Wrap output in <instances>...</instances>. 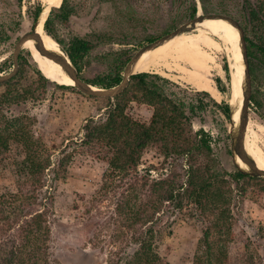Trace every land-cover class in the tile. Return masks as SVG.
I'll return each mask as SVG.
<instances>
[{"label":"rangeland","instance_id":"rangeland-1","mask_svg":"<svg viewBox=\"0 0 264 264\" xmlns=\"http://www.w3.org/2000/svg\"><path fill=\"white\" fill-rule=\"evenodd\" d=\"M61 1L47 8V16ZM67 1L74 9L73 14L67 22L54 19L52 25L53 34L64 46L76 36L95 39V33L100 31L132 36L129 44L95 42L83 58L80 73H77L81 80L106 75L116 62L125 57L131 59L144 45L155 42L190 20L185 18L184 13L189 0ZM196 2L199 15H226L237 21L242 29L250 98L254 95L259 101L258 105L247 102L244 143L259 146L264 158V59L255 48H250V54L247 49L249 41L264 46V13L256 16L254 21L250 15V10L256 9L260 3L264 5V0H204L206 7L219 10L208 13L203 12L199 0ZM37 3L43 8L47 6L44 0H0V65H3L0 74L13 73L10 85L5 86L0 82V127L6 119L19 116L27 118V131L43 144L51 164L45 170L43 186L38 192L39 197H43L40 201L42 204H19L22 197L17 192V182L23 179L25 152L20 143L9 141L4 160L0 163V204L4 217L0 219V261L4 262L9 250L21 243L20 229L25 224L24 219L31 222L34 219L32 212L41 209L49 228L48 240L45 242L48 264H126L134 251L138 250L139 240H135L136 237L149 228L154 229L150 241L155 253L170 264H192L203 227L208 221L213 223L219 211L208 212L205 223L193 214L191 203L183 201L182 207L177 205V193L187 186L189 177L188 162L183 156H166L157 145H150L143 150L129 176L123 177V173L112 169L108 162L79 151L78 143L86 132L85 123L104 121L117 95H88L76 87L53 82L43 76L28 46L20 47L15 57L19 38L32 28L28 9ZM116 5L143 17L145 27L130 29L120 24ZM228 24L235 29L232 24ZM196 32L200 31L191 30L187 33ZM148 37L154 40L148 42ZM215 39L221 44L220 48L205 51L218 64L220 74L212 68L208 74L193 78L188 71L164 65L145 72L167 79V93L185 103L186 114L192 115L185 130L193 133L203 129L208 135L210 153L200 152L198 163H212L220 171L233 173L237 169L242 170L234 162L232 147L236 123L232 119L231 122L227 121L214 102L228 103L232 113L238 110L243 98L241 86L244 65L236 45L234 69L231 70L224 50L226 44ZM177 62L190 70L185 61ZM169 63L172 64V61ZM224 64H227L228 72H225ZM38 71L46 79H41ZM235 74L237 78L233 82ZM216 77L221 78L220 86L225 92L217 89ZM205 83L213 89V96L204 89ZM9 90H12V95L16 93L21 98L5 100L2 95ZM237 91L236 100L232 101ZM125 112L134 120L149 124L153 106L142 100L128 99ZM67 156L65 167L55 176L52 170L57 168L61 157ZM174 172L176 176L170 180ZM223 175L230 188L229 212L221 232L217 233V228L212 230L211 240L225 247L230 264H264V176L249 174L255 181H247L241 190L230 175ZM163 180L167 184L174 183L175 199L169 200L167 194H163L168 187L166 184L159 191L162 197L153 189L154 182ZM159 196L160 203L157 199ZM152 203L157 207H151ZM145 204L149 205L146 207ZM130 205L134 206L132 211ZM137 209L140 211L135 216L142 219L146 215L142 214L143 209L147 213L156 211L152 224L140 221V224L129 228L135 217L133 210L135 212Z\"/></svg>","mask_w":264,"mask_h":264},{"label":"trees","instance_id":"trees-1","mask_svg":"<svg viewBox=\"0 0 264 264\" xmlns=\"http://www.w3.org/2000/svg\"><path fill=\"white\" fill-rule=\"evenodd\" d=\"M198 1V0H197ZM204 0H199L204 13L217 12L218 9L206 7L203 3ZM185 10V18L192 19L196 16L198 11V3L196 0H189ZM32 9V10H31ZM42 5L37 3L32 8L29 7L28 14L31 18L32 26L38 19L42 12ZM117 20L120 24L128 26L130 29L135 27H145V20L140 15L126 9L125 7L115 6ZM73 7L68 5L67 0H62L60 4L53 7L44 21V31L51 36V38L62 47L65 51L72 66L79 74L83 65V58L92 49L95 42H108L115 41L121 44H129L132 36L125 34L113 33L111 31H100L95 33V39L86 37H73L67 45L64 46L53 34V21L54 19L60 22H67L69 17L73 14ZM264 13V5H260L253 10H250L251 20H255L256 16ZM264 24V23H263ZM153 37H148L147 41H153ZM253 47L260 53L264 59V46L256 45L249 41L248 54L252 53L250 48ZM130 57H125L116 62L113 69L106 75H97L92 79H83L86 83L97 88H111L118 85L123 77V70L125 63ZM225 72H228L227 64H224ZM3 65H0V73H2ZM41 79L44 78L38 71ZM12 78L1 82L7 86ZM217 89L220 92H225V89L220 86L222 83L220 77L215 78ZM166 83L169 84L167 79L160 77L158 74L147 72H139L131 74L127 87L116 97L115 103L110 108L107 118L99 123L88 121L84 125L85 135L84 138L78 143L79 151L98 159L108 162L109 166L123 173V177L130 174L133 168L136 167L140 160L143 150L150 145H157L166 156L175 155L177 157H185L188 162L189 177L187 186L182 192L177 193V205L183 206V201L192 204L193 214L206 223V216L208 212H218V217L213 223L208 221L202 229V237L197 244V252L194 255L192 264H230L229 258L223 245H217L212 242V230L219 233L223 222L228 217V204H229V186L228 180L225 179L224 173L230 175V178L235 182L241 190L247 181H255L248 173L242 170H235L233 173H226L220 171L212 163L201 165L198 163V155L200 152L210 153L209 150V137L203 131L198 129L193 132L186 131L185 127L189 125L191 116L186 114L185 103L174 95H170L166 90ZM12 90L4 93L2 97L7 100L19 99L21 96L12 95ZM140 93V94H139ZM139 94V95H138ZM204 94H207V92ZM128 99L142 100L153 106V113L149 124H143L128 116L125 112ZM214 102V101H213ZM250 102L252 104H259V101L251 96ZM214 105L223 114L224 118L231 122V107L226 102L216 103ZM192 113L194 108H191ZM27 118L22 116L6 119L4 125L0 127V163L4 160V152L7 150L10 140H15L20 143L25 152L23 160L24 167L22 168V180L18 181L17 192L21 195L22 199L19 204L23 205L25 202L29 205H41L40 202L43 197H39L38 192L43 186L42 180L45 170L50 167V158L47 155L46 149L43 144L34 139L33 136L27 131ZM68 161L67 157H61L56 169H53L55 176L62 170ZM129 176V175H128ZM176 176V173L170 175V180ZM168 182V181H167ZM168 185L163 194H167L169 200L175 199L174 196V183H166L164 181L154 182L152 187L154 190L161 191L163 185ZM220 185H223L221 188ZM28 186L30 189H27ZM24 187L25 190L22 188ZM51 187V186H50ZM180 187V186H179ZM239 192L242 193V191ZM161 194V192L159 193ZM161 194V197L162 195ZM159 203L160 196L157 197ZM157 201V202H158ZM150 203V202H149ZM149 204H145L147 207ZM45 206V205H44ZM132 211L134 206H129ZM154 206V203L151 204ZM144 219L135 216L140 211L133 210V228L139 222H151L154 220L153 214L156 211L147 213ZM31 215V214H30ZM34 219L30 222L24 219L20 229L22 236L21 243L14 249L9 250L5 256L4 262L0 264H48L47 245L45 244L49 236V228L45 223L44 214L41 209L32 212ZM3 208L0 204V219H3ZM34 220V222H33ZM20 226V225H19ZM154 231V229H152ZM152 230L146 229L136 237L139 240L138 250L134 251L133 255L127 260L126 264H170L166 259L161 258L153 251L151 246ZM142 233V234H141Z\"/></svg>","mask_w":264,"mask_h":264},{"label":"bare ground","instance_id":"bare-ground-1","mask_svg":"<svg viewBox=\"0 0 264 264\" xmlns=\"http://www.w3.org/2000/svg\"><path fill=\"white\" fill-rule=\"evenodd\" d=\"M57 1L58 0H44L47 6L43 8L44 10L39 15V23L36 26V31L41 36L45 51H51L58 55H63L62 49L43 29V23L47 17V8L52 5H55ZM225 21L226 20L222 18L205 19L203 22L197 23L196 27L193 29L198 30L200 32L192 34L187 33L189 31L183 32L180 35H176L171 39L158 43L157 45H155V47L143 52L139 56L138 60L134 63L132 67V72H148L150 69H154L157 66L164 65L166 67H172L178 70L188 71L193 78H196L199 75L203 76L205 74H208V72L212 68L217 70L220 74L218 64L214 61L211 54L205 51V49L209 48H220L219 45L221 44L215 38H217L220 42L226 44L224 45V50L228 58L229 67L231 70H233V56L236 52V45L239 47V58L241 57L242 60L241 46L238 35L239 32L235 28L238 32L237 34L236 30L228 24L229 22ZM223 25L226 26L229 30L223 27ZM24 46L29 47L32 53V57L36 62L38 68L42 71L44 77L60 85H74V81L67 76V74L62 69L59 63L38 53L31 39L27 40L23 44V47ZM179 60L185 61L186 64L189 65L190 70H187L184 66H181L177 62ZM170 61H172V64L169 63ZM236 78L237 77L235 74L233 82L236 81ZM92 87L94 89H98L95 86ZM203 87L213 96V89L207 83L203 84ZM238 91L231 98L232 101L236 100ZM242 101L243 98L239 103L238 110L231 116L232 121L235 122L236 125L239 122V109L242 105ZM244 148L246 153L251 158H253L256 167L264 171L263 152L259 148V146L255 144L244 143ZM234 162L239 168L244 170L247 169L246 164L243 163V161H241L239 157L235 156Z\"/></svg>","mask_w":264,"mask_h":264},{"label":"water","instance_id":"water-1","mask_svg":"<svg viewBox=\"0 0 264 264\" xmlns=\"http://www.w3.org/2000/svg\"><path fill=\"white\" fill-rule=\"evenodd\" d=\"M43 10L44 9H42V11ZM213 18H222V19H225L226 21H228L229 23H231L238 30L239 36H240V42H241V53H242V60H243V65H244L243 86H241L242 94H243V101H242V105L239 109V116H240L239 122L237 123L235 132L232 136V147H233V150L235 152V156L239 157L241 159V161H243V163H245L247 166V169L246 170L242 169V171H244L245 173H248L250 175H253V176H264V171H262L256 167L253 158H251L246 153L245 148H244V134H245V127L247 125L246 108H247V102L250 101V88L251 87H250L247 57H246V52H245V47H244L243 37H242L243 32H242V29L240 28L239 24L237 23V21H235L234 19H232L229 16L219 15V14H200L199 15L197 12L196 16L194 18H192L189 21L179 25L174 30L170 31L169 33L165 34L164 36L159 37L155 42H152L150 44H146L143 47H141L139 49V51H137V53L126 64L124 71H123V77H122L121 82L116 86H113L111 88H106V89H102V88L94 89L92 87V85L87 84L86 82L81 80L78 77L76 70L72 66L70 60L68 59V57H67V55L63 49H62L63 55H58L54 52H51V51L48 52V51L44 50V45L42 43L41 36L36 31V26L39 23V17L36 20V22L34 23V25L32 26V28L29 31L25 32L23 35H21V37L19 38V40L17 42L14 54L16 57L17 53H18V49L20 47H23V44L27 40L31 39L33 41L34 47L37 49V51L40 55L46 56V57L52 59L53 61H55L61 65L62 69L65 71L67 76L70 77L74 81V85L72 87H76L79 91H81L85 94H88V95L114 97V96L120 94L123 91V89L126 87V85L128 84L129 76L131 74H134V73H132V67H133L134 63L138 60L139 56L143 52L152 49L158 43H161L165 40L171 39V38L175 37L176 35H180L183 32L193 30L196 27L197 23H201L205 19H213ZM12 75H13L12 72L5 74V75L0 74V82L9 79ZM232 115H233V113H232Z\"/></svg>","mask_w":264,"mask_h":264},{"label":"built area","instance_id":"built-area-1","mask_svg":"<svg viewBox=\"0 0 264 264\" xmlns=\"http://www.w3.org/2000/svg\"><path fill=\"white\" fill-rule=\"evenodd\" d=\"M151 172H154V171H151Z\"/></svg>","mask_w":264,"mask_h":264}]
</instances>
